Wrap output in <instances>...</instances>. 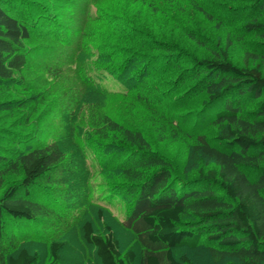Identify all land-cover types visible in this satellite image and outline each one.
<instances>
[{
	"label": "rangeland",
	"instance_id": "374dc122",
	"mask_svg": "<svg viewBox=\"0 0 264 264\" xmlns=\"http://www.w3.org/2000/svg\"><path fill=\"white\" fill-rule=\"evenodd\" d=\"M0 3L6 10L21 12L36 30L43 27V36L33 34L26 42V67L12 81L0 83V156L10 158L51 144L63 155L48 184L41 183L47 195L36 189L39 195L34 198L45 208L43 215L34 222L7 223L0 255L7 259L25 248L38 253L41 264H49L51 244L63 243L62 264H100L83 237L87 222L95 234L106 235L110 229L124 254L136 238L123 225L131 182L119 164L138 157L127 151L130 144L119 141L124 135L101 128L103 118L123 132L144 136L148 149L164 158L176 179L193 181L201 176L199 171L212 169L194 146L203 135L217 146L218 127L211 121V111L202 108L206 95L195 88L200 78L187 74V68L226 47L232 65L253 64L263 40L243 29L251 19L249 9L238 0ZM256 19L264 21L262 16ZM45 30H56L61 39L46 37ZM73 57L76 61L69 65ZM260 59L255 63H261L264 71ZM87 73L105 90L92 89ZM85 100L89 104L94 100L90 105L97 109L87 107ZM20 179L21 174L15 173L4 177L0 198ZM194 221L192 216L183 218L185 227ZM211 249L223 251L206 235L196 250L183 249L175 255L187 256L192 264L239 263L229 256L214 258Z\"/></svg>",
	"mask_w": 264,
	"mask_h": 264
},
{
	"label": "trees",
	"instance_id": "16d2710c",
	"mask_svg": "<svg viewBox=\"0 0 264 264\" xmlns=\"http://www.w3.org/2000/svg\"><path fill=\"white\" fill-rule=\"evenodd\" d=\"M238 1L247 5L251 18L243 26L244 31L263 40L258 45L260 57L257 54L254 61H264V21L256 19L264 17V0ZM15 12L0 3V83L12 81L26 67V42L32 35L43 36V27L36 30L20 16L21 12ZM78 34L83 36L79 31ZM45 36L56 42L61 39L56 30H45ZM68 37L60 43L64 44ZM79 47L83 50L82 40ZM226 50L227 47L187 68V74L200 78L195 88L206 95L202 108L211 111V121L218 127L214 136L217 146L204 135L195 142V151L214 166L206 172L199 171V178L176 179L164 158L148 149L144 136L123 132L108 117L103 118L101 128L119 137L124 135L119 141L125 146L130 144L127 151L138 159L119 164L122 175L131 182L126 192L130 205L123 225L134 235L136 244L121 254L119 241L110 229L100 235L94 233L90 222L83 225L84 240L94 248L100 264H192L187 256L176 258L175 251L196 250L206 235L208 241L222 247L221 252L211 249L214 258L229 256L236 258L237 264H264V71L262 64L254 61H247L242 68L232 65ZM119 53L123 56L121 50ZM76 58H71L69 65ZM46 73L53 74L49 69ZM87 77L92 89L105 90L91 73ZM85 101L86 105L95 102ZM113 147L118 148L116 144ZM62 159L56 144L10 158L0 156V181L9 174H21L20 181L9 186L0 198V253L7 223L34 222L43 215L45 208L34 197L39 195L37 190L47 195L41 183L48 184L47 178ZM190 216L195 221L185 227L183 218ZM63 250V243L51 244L49 264H62ZM41 261L38 253L25 248L7 259L0 255V264Z\"/></svg>",
	"mask_w": 264,
	"mask_h": 264
}]
</instances>
